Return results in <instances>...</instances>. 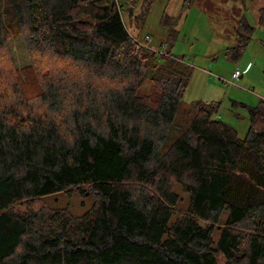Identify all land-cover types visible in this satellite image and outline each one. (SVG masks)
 Returning a JSON list of instances; mask_svg holds the SVG:
<instances>
[{"label": "trees", "instance_id": "1", "mask_svg": "<svg viewBox=\"0 0 264 264\" xmlns=\"http://www.w3.org/2000/svg\"><path fill=\"white\" fill-rule=\"evenodd\" d=\"M119 1L0 0V264H264V99L232 105L243 139L220 102L183 103L192 68L123 20L144 26L158 0ZM253 32L241 17L226 58ZM59 193L92 207L49 208Z\"/></svg>", "mask_w": 264, "mask_h": 264}, {"label": "rangeland", "instance_id": "2", "mask_svg": "<svg viewBox=\"0 0 264 264\" xmlns=\"http://www.w3.org/2000/svg\"><path fill=\"white\" fill-rule=\"evenodd\" d=\"M121 4V1L118 0ZM264 0H193L185 7L184 0H158L154 3L144 26L139 19L134 23L124 13L125 26L134 36L143 40L148 36V46L157 52L170 51L192 68L183 103L193 101L220 102L218 117L234 128L243 139L248 130V113L234 103L254 107L264 99V28L258 25V10ZM137 16L139 5L133 11ZM167 16L168 28L176 31L172 46L167 43V30L162 24V15ZM254 28L245 53L232 62L226 58V49L235 44L233 29L243 17ZM136 24V25H135ZM137 27V29H136ZM21 38L9 44L17 68L29 65ZM247 63L252 67L234 84H226L235 70L242 71ZM148 87V83L146 84ZM148 89V88H147ZM181 201L178 211L184 212L188 199L179 187L175 188ZM52 209H65L73 217H80L92 207L93 200L77 194L59 193L44 199ZM217 234L214 238L217 239Z\"/></svg>", "mask_w": 264, "mask_h": 264}, {"label": "built area", "instance_id": "3", "mask_svg": "<svg viewBox=\"0 0 264 264\" xmlns=\"http://www.w3.org/2000/svg\"><path fill=\"white\" fill-rule=\"evenodd\" d=\"M146 42H148L149 37H145ZM243 73L240 70H235L230 77L229 81H226V84H234V82L242 77Z\"/></svg>", "mask_w": 264, "mask_h": 264}, {"label": "crops", "instance_id": "4", "mask_svg": "<svg viewBox=\"0 0 264 264\" xmlns=\"http://www.w3.org/2000/svg\"><path fill=\"white\" fill-rule=\"evenodd\" d=\"M251 67H252V65L250 63H247V65L245 66V68L241 71L243 73L242 76H244L245 74H247Z\"/></svg>", "mask_w": 264, "mask_h": 264}]
</instances>
